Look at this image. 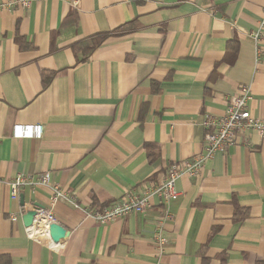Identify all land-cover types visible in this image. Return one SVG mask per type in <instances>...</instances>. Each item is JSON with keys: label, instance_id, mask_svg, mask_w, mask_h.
Listing matches in <instances>:
<instances>
[{"label": "crops", "instance_id": "crops-1", "mask_svg": "<svg viewBox=\"0 0 264 264\" xmlns=\"http://www.w3.org/2000/svg\"><path fill=\"white\" fill-rule=\"evenodd\" d=\"M15 1L0 0V264H264L256 133L218 152L199 177L177 180L161 251L158 198L147 214L104 225L83 212L143 193L171 163L200 156L204 115L222 116L240 85L264 121V40L256 60L249 36L264 0ZM102 34L81 62L72 47ZM15 126H41L42 136L16 137ZM20 174H47L79 209L53 205L47 186L12 200L6 182ZM30 204L51 209L68 238L30 239L19 216Z\"/></svg>", "mask_w": 264, "mask_h": 264}, {"label": "built area", "instance_id": "built-area-1", "mask_svg": "<svg viewBox=\"0 0 264 264\" xmlns=\"http://www.w3.org/2000/svg\"><path fill=\"white\" fill-rule=\"evenodd\" d=\"M30 2L31 0H16L14 3L22 8H27ZM71 4L76 7L78 0H71ZM249 36L254 44L255 57L258 60L261 57V44L264 40V13L258 22L256 30L251 32ZM250 101V87L248 85H240L237 92L231 97L229 105L222 116L204 115L201 122L204 129V151L200 156L182 163H171L167 168L165 178L159 184L146 188L143 193H126L121 201L100 209L83 210L84 214L92 218L96 223L104 225L132 213L147 214L153 208L151 200L156 197L163 206L160 217L156 218L158 225H156L155 230L158 248L161 251L167 244V239L159 235V223L172 220L169 206L179 196L175 189L177 180L184 175L190 178L199 177L207 161L211 160L218 152L235 146L238 139L248 133H256L264 137V121L252 115L249 109ZM13 130L16 137H34L39 139L42 136L41 126H15ZM6 185L9 188V196L12 200H16L19 197L24 187L33 189L37 186H47L51 190V202L53 205L65 202L79 209L75 198L62 191L58 186L50 184L47 174H41L36 178L20 174L6 182ZM29 211L34 212V218L32 224L26 227V235L33 240L50 241V226L57 224L51 209L39 208L30 204L21 208L19 216ZM17 217L13 215L11 221L15 222Z\"/></svg>", "mask_w": 264, "mask_h": 264}, {"label": "trees", "instance_id": "trees-1", "mask_svg": "<svg viewBox=\"0 0 264 264\" xmlns=\"http://www.w3.org/2000/svg\"><path fill=\"white\" fill-rule=\"evenodd\" d=\"M105 36L106 35L102 34L99 36L92 37L88 39V41L85 43H79V44L74 45L72 47V50L75 54H79L81 52L83 56L81 59V62H84L88 59L90 53L101 44ZM151 146L152 145H146V150H148V148ZM148 158L151 160L149 155H148ZM242 216H245V214H243Z\"/></svg>", "mask_w": 264, "mask_h": 264}, {"label": "water", "instance_id": "water-1", "mask_svg": "<svg viewBox=\"0 0 264 264\" xmlns=\"http://www.w3.org/2000/svg\"><path fill=\"white\" fill-rule=\"evenodd\" d=\"M33 218H34V212L32 211L26 212L22 216L23 225L25 227H29L32 224ZM49 236L54 243H57L60 240H66L69 236V232L60 225L53 224L50 226Z\"/></svg>", "mask_w": 264, "mask_h": 264}]
</instances>
